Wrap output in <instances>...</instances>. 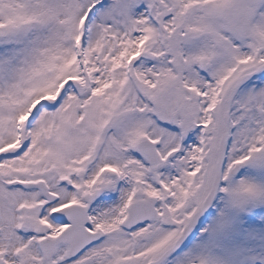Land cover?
Instances as JSON below:
<instances>
[{"label":"snow or ice","instance_id":"6c2138e0","mask_svg":"<svg viewBox=\"0 0 264 264\" xmlns=\"http://www.w3.org/2000/svg\"><path fill=\"white\" fill-rule=\"evenodd\" d=\"M0 264H264V0H0Z\"/></svg>","mask_w":264,"mask_h":264}]
</instances>
